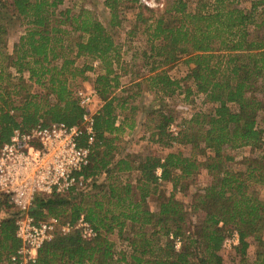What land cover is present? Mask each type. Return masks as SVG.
<instances>
[{"label": "trees", "instance_id": "obj_1", "mask_svg": "<svg viewBox=\"0 0 264 264\" xmlns=\"http://www.w3.org/2000/svg\"><path fill=\"white\" fill-rule=\"evenodd\" d=\"M102 8L106 26L79 3L0 0V146L15 130L77 126L82 115L77 90L93 70L77 61H96L102 71L92 82L102 105L93 115L89 164L80 174L90 180L89 190L37 197L30 210L35 221L54 217L74 224L83 216L98 235L84 241L76 231L56 232L35 264H111L113 234L130 246L129 261L120 258L126 264H223L222 242L232 231L239 236L236 253L245 257L251 239L257 248L254 264H264V129L258 127V122L264 125L259 97L264 96V0H197L194 9L184 0H166L160 12L137 6V0H102ZM124 9L137 11L130 32L146 36L147 58L154 63L152 74L131 83L130 91L146 84L163 96L173 95L181 90L180 82L161 67L181 62L187 68L184 80L215 106L211 114L182 120L175 137L167 131L174 122L170 115L156 112V123L149 120L153 142L164 148L172 142L189 146L188 157L180 152L120 157L122 134L135 125L136 108L128 102L137 96L117 93L123 92L117 72L120 46L111 30L121 27ZM16 23L21 34L7 44ZM130 76L137 79L131 71ZM119 116L122 122L115 126ZM86 143L80 137L78 145ZM242 148L257 156L244 160V170L227 168L233 162L229 154ZM196 155H205L204 162ZM200 169L210 184L192 194L190 203L178 201L175 195L186 187L182 183ZM134 173L130 181L121 179ZM161 183L170 184L171 191L164 192ZM17 216L0 197V264H17L9 261L20 246ZM176 238L182 241L178 252Z\"/></svg>", "mask_w": 264, "mask_h": 264}, {"label": "built area", "instance_id": "obj_2", "mask_svg": "<svg viewBox=\"0 0 264 264\" xmlns=\"http://www.w3.org/2000/svg\"><path fill=\"white\" fill-rule=\"evenodd\" d=\"M165 0H137V6L161 11ZM99 101L90 89L77 93V105L82 110L77 126L64 124L37 125L29 130H15L7 143L0 146V197L18 213L15 219V237L20 246L9 257L17 264H35L38 251L52 240L56 232L62 235L78 232L84 241L97 237L98 233L80 216L74 224L61 223L57 218L35 221L30 215L37 197L66 194L80 189L88 180L80 175L89 164V147L93 143L94 104ZM119 118V117H118ZM117 118V119H118ZM174 137L177 130L169 125ZM86 137V147L78 145L80 137ZM159 171H157V176ZM239 244L237 232L232 231L222 242L223 250H231ZM174 250L181 249L182 241L173 239Z\"/></svg>", "mask_w": 264, "mask_h": 264}, {"label": "rangeland", "instance_id": "obj_3", "mask_svg": "<svg viewBox=\"0 0 264 264\" xmlns=\"http://www.w3.org/2000/svg\"><path fill=\"white\" fill-rule=\"evenodd\" d=\"M184 1L187 2L190 9H194L197 2V0ZM75 3H79L84 8L94 11L95 16L102 21H106V19H108L107 14L104 13V9L102 8V0H64V7L72 6ZM136 12V10L131 9H124L120 11L119 16H121V27L119 29L113 28L111 30L112 36L115 37L116 44H122L121 34L130 31V22L134 19L133 17ZM21 31L22 29H19L18 23L10 28L9 36L7 37V44L13 42V40H16L20 36ZM134 46H137L138 48L142 47L146 50L149 49V44L145 40H143L141 43H136ZM124 59L130 60V53L126 54ZM144 60V58L138 57L137 62H134L132 65L136 66V68L131 70L132 75L136 74V78L139 79L140 82L144 81L143 79L152 74L149 72L150 68H152V66H149L151 63L149 62V64H147L145 67V65L143 66ZM83 64L92 66L93 70L86 73L87 80L81 83L80 88L77 90L78 93L92 89V82L94 78L96 75L102 73L100 65L96 61H90L86 59H79L77 61L78 66H82ZM124 66V71L122 69H117V72L121 75L119 81L121 82L120 86L123 89V92L117 91V93H120V95L123 96L126 94L130 96V92H132V94L137 93V96L130 100L131 103L130 101L128 102L129 106L131 104L136 108L132 115V120L135 125L132 129H130V131L125 128L126 131L122 134V143H120L121 151L119 152L120 157L126 155H138L143 157L149 155L162 158L167 152H180L185 157L190 156L191 151L189 146H179L177 143L172 142L171 147L164 148L162 145L153 142L151 139L152 124L149 123V120L154 119V122L156 123V117L154 114L156 112L170 115L174 120V122L170 125H173L176 130H178L176 125L181 123L182 120H187L194 114H211L215 106L206 102L202 95L195 93L191 81L184 80L187 74V68L181 62L164 69L161 67V69L164 70L172 80L179 81V85L182 87L180 91H176L171 96H163L161 93H156L146 84L140 88V91H130V69L128 67V62ZM187 88H189L192 92L190 95H187L185 92ZM259 97H261L260 99L264 102V96L259 95ZM95 104L98 106L100 102L97 101ZM92 109L94 110V106ZM124 114L125 116L127 115L129 118H131L128 111ZM128 123L130 124V121H128ZM258 127L264 129V125H262L260 122H258ZM205 155L211 156L212 154L206 151ZM196 156L200 162H204L206 158L200 155ZM229 156L233 158V162L227 163L226 167L231 170L240 171L244 170L246 166L244 162L245 159L256 157L257 155L254 154V152L251 153L250 149L248 148H242L231 152ZM135 175V173L131 175H124L121 176V179H128L130 181ZM103 180V175L97 178L98 183L103 182ZM89 181L90 180L86 182L83 188L77 189V191H88L90 187ZM210 182L211 178L207 175L206 170L200 169L199 172L192 177V179L182 183L183 187L186 186L185 190L181 193H177L175 198L183 203H190L192 194L201 192V189L209 185ZM161 189L167 193L171 191V185L168 183H161ZM152 203V201H149V205L153 206ZM109 240L113 243V262L111 264H126V262L121 261L120 258L122 255H124L126 260L129 261L128 255L130 254V246H128V243L123 240V237L118 238L116 234L109 236ZM249 244L250 245L246 250V256L243 258L236 253L235 248L231 250H223L221 248L220 256L222 258V263L254 264L257 248L255 242L251 239L249 240Z\"/></svg>", "mask_w": 264, "mask_h": 264}, {"label": "crops", "instance_id": "obj_4", "mask_svg": "<svg viewBox=\"0 0 264 264\" xmlns=\"http://www.w3.org/2000/svg\"><path fill=\"white\" fill-rule=\"evenodd\" d=\"M135 19V16L133 17ZM134 19L132 21H134ZM104 26L108 25V20L106 19V21H102L101 19H98ZM132 21L130 23H132ZM131 31V30H130ZM128 31V32H124L122 33V44H118L120 46V60H119V69H124V65L129 64V69L130 71L135 69L136 66H132L134 62H137V59L138 57L140 58H144L145 60L143 61V66L147 64H149V62L151 64H149V66H154V63H152L153 60H148V50H146L145 48H142V47H137V46H134L136 45V43H141L143 40H145L147 42V38L145 35L143 34H140V33H133L131 34V32ZM113 40L115 42V37H113ZM148 43V42H147ZM127 44V46H126ZM130 53V60L128 59H124V56L126 54ZM139 81V79H135L130 76V84L131 83H135ZM121 84V83H120ZM100 102V101H99ZM101 102L100 104H98V106H96V104L94 105V112H97L99 110V108L101 107ZM122 116H120L118 119H116L115 121V126H118L119 124H121L122 122ZM128 130V129H127ZM126 131V129H125ZM124 131V133H125ZM130 131V130H128Z\"/></svg>", "mask_w": 264, "mask_h": 264}]
</instances>
